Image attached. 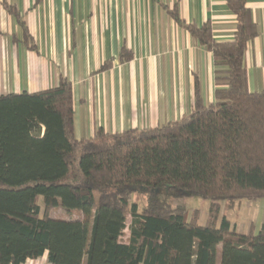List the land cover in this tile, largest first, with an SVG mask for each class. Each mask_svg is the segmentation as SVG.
<instances>
[{"label":"trees","instance_id":"obj_1","mask_svg":"<svg viewBox=\"0 0 264 264\" xmlns=\"http://www.w3.org/2000/svg\"><path fill=\"white\" fill-rule=\"evenodd\" d=\"M246 1L226 0L236 17L230 40L216 41L208 23L184 24L211 52L216 87L205 105L195 84L180 120L77 139L65 77L0 94V264L45 251L50 264H264V221L243 234L219 219L220 202L264 198V89L249 90L243 65L258 34ZM147 188L155 193L139 207L131 196ZM186 195L210 201L204 223L172 203ZM59 206L80 218L49 217Z\"/></svg>","mask_w":264,"mask_h":264},{"label":"crops","instance_id":"obj_2","mask_svg":"<svg viewBox=\"0 0 264 264\" xmlns=\"http://www.w3.org/2000/svg\"><path fill=\"white\" fill-rule=\"evenodd\" d=\"M246 6L258 34L243 65L249 90L260 91L264 0ZM204 23L216 41H227L236 17L226 0H0V94L44 90L63 76L71 84L77 139L100 129L160 127L191 113L195 84L205 105L214 101L212 54L184 26ZM121 48L129 60L120 59ZM21 264L50 263L45 251Z\"/></svg>","mask_w":264,"mask_h":264},{"label":"rangeland","instance_id":"obj_3","mask_svg":"<svg viewBox=\"0 0 264 264\" xmlns=\"http://www.w3.org/2000/svg\"><path fill=\"white\" fill-rule=\"evenodd\" d=\"M155 192L147 188L145 191L133 193L131 201L138 203L142 207L147 199V196ZM173 204H180L185 211V218H195L198 223L202 224L206 221L208 216V207L210 201L202 199L194 195H186L182 198H177L172 202ZM37 204L40 206L41 215L43 213L42 198H37ZM219 219L225 216L232 228L239 233L247 234L249 230L256 232L262 222L264 221V198L258 199H241L237 201H223L219 204ZM48 216L60 219H78L81 216L79 210H66L62 207H53L49 209ZM218 222V221H217ZM130 223V216H127L126 227L122 233V239L128 236V224Z\"/></svg>","mask_w":264,"mask_h":264}]
</instances>
